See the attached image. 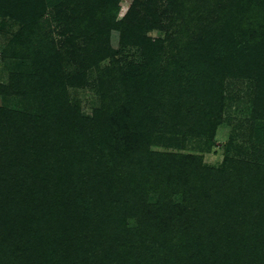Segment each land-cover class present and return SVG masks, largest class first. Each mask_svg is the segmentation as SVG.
<instances>
[{
  "label": "trees",
  "instance_id": "16d2710c",
  "mask_svg": "<svg viewBox=\"0 0 264 264\" xmlns=\"http://www.w3.org/2000/svg\"><path fill=\"white\" fill-rule=\"evenodd\" d=\"M169 2L171 20H185L191 0ZM51 4L10 5L22 16L13 41L37 35ZM118 4L60 5L70 41L82 38L74 56L106 52L95 59L100 71V61H110L103 76L113 89L101 90L103 108L83 116L69 104L68 85L78 77L51 43L27 75L44 95L40 124L31 128V116L20 124L27 116L0 111L2 122L23 125L0 171V264H264V150L253 145L252 155L227 156L220 167L202 154L177 151L193 138L214 140L233 105L230 77L253 85L250 115L235 129L248 128L252 137L259 121L264 125V0H229L214 23L194 30L190 52L163 79L153 63L166 53L165 41L135 32L148 15L131 29L116 21ZM98 17L103 23L95 27ZM112 28L122 30L123 45L142 47L149 60L142 73L121 74L110 50ZM160 140L172 149L156 148ZM62 194L61 207L48 206V198Z\"/></svg>",
  "mask_w": 264,
  "mask_h": 264
},
{
  "label": "rangeland",
  "instance_id": "374dc122",
  "mask_svg": "<svg viewBox=\"0 0 264 264\" xmlns=\"http://www.w3.org/2000/svg\"><path fill=\"white\" fill-rule=\"evenodd\" d=\"M49 1L52 4L43 18L41 31L33 38L20 43L14 42L13 39L21 26L19 19H22V16L17 11H13L12 8L8 9L16 0H5L2 4L4 6L0 4V9L6 13L4 16L0 14V111L8 109L27 116L25 119L20 120V124L28 122L27 119L31 116L33 118L32 121L30 120L33 123L29 125L31 128L40 124L37 117L42 115L45 108V99L42 91L32 84L27 75L33 73L36 67L34 58L44 57L46 48L51 43H54L58 50L64 54L66 68L72 72L73 77H78L75 80L77 81L76 84L68 85L66 96L68 95L69 104L83 116H93L103 108L101 90L103 88L113 89V86L108 85L107 77L103 76L105 68L109 66V59L106 58L100 61L103 66L101 71L96 65L98 64L97 61H95V59L102 58L106 52L102 51L96 55L95 59L93 53L88 55L84 51H80L82 54L75 57L73 54L75 48L81 46L83 42L80 37L76 44L70 41L72 39L71 32L69 27H66L63 23V14L60 9V5L65 0ZM228 1L217 0L218 6H212L207 0H199L198 2L191 0V5H187L185 20L179 19L174 22L169 15L174 7L169 0H119L117 9L114 8L113 11H115L116 21L128 23L130 29L133 27V21L143 18V16H149L147 23L144 20L140 27L134 25V30L137 34L147 35L152 39L160 38L165 41L162 49L166 53L160 55V57L158 56L156 59L159 60H155L153 63L156 72H159L163 79L165 75L173 72L174 67L179 66L183 62V58H186V54L190 52L185 47L194 30H202L206 22L214 23L219 13L225 11ZM92 23L95 24V27L101 26L103 20L98 17ZM121 40L122 30L112 28L110 50L115 51L114 59L117 60L121 74L128 71L136 74L142 73L148 60L147 57H144L142 47L123 45ZM171 62H175L176 66H172ZM103 79H105L104 82ZM252 87L253 85L244 78H227L226 88L233 97V105L226 109V120L218 128L214 140L209 144H205L206 140L193 138L190 139L191 141L189 140L186 149L179 147L177 151L202 154L206 164L220 167L227 156L249 157L253 154V145H258L264 150V125L262 126V121H259V126L254 129L252 137L247 136L249 133L248 128L235 129L238 120L247 119L250 115V107H252L254 99ZM102 113L104 114L103 118H107V113L104 111ZM14 121L12 120V123H8L6 120L2 122L0 116V144H2L0 171L3 172H5L4 165L6 160L9 159L13 148L11 136L16 127L23 126ZM167 145L165 141L160 140L157 142L156 148L172 149ZM64 199L66 200L64 194H62V199L60 197L48 198L47 203L50 207H61L63 205L61 201L64 202ZM176 200L178 201L179 198ZM151 201H157V197H152ZM129 224L135 226L136 219H131Z\"/></svg>",
  "mask_w": 264,
  "mask_h": 264
}]
</instances>
